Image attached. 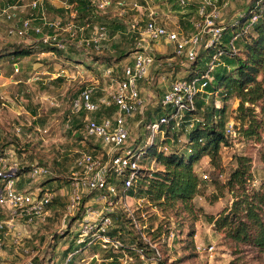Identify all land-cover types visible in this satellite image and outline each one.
<instances>
[{"label": "trees", "instance_id": "trees-1", "mask_svg": "<svg viewBox=\"0 0 264 264\" xmlns=\"http://www.w3.org/2000/svg\"><path fill=\"white\" fill-rule=\"evenodd\" d=\"M12 1L13 2L7 3V5L1 9L8 5L19 4L23 0ZM67 1L75 4L74 9L76 11L77 22L81 25H89V29H86V33H89L90 29L97 24L106 25L107 39L103 42L100 50H95L93 46L87 50H78L71 42L67 43L65 50H61L53 44L43 43L40 35L36 34L34 31L29 32L28 35L22 38L9 36L5 31L6 37L21 39V41L5 40L0 45V68L7 67L6 71H4V73L2 72L4 77H10L15 74V63L19 66L20 71V62L22 59L30 58L35 54L45 52L51 53L55 57L68 58L74 62L78 61V64L89 67V69L96 75H99V77H104L103 74L106 68H111L113 70V75L116 76L118 72H116L114 68L129 56H132L136 50V35L132 32H128L127 25L122 21L117 11L115 14L116 17L109 18L107 16L110 10L117 9V5L111 3L105 10H99L89 0ZM255 1L257 0H253L250 5L245 8L242 16L236 17L232 22V26H227L224 29V33L222 32L224 35L222 41L219 40L217 43L219 51L224 55V64H221L216 69L215 67L212 69V82H207L205 90L207 91V95H217L219 97L218 101L220 104L218 107L214 106V104L205 106L206 94H203L205 96H200L199 100L196 101L195 104L193 103V108H186L183 114L181 113L182 111L177 112L176 109H172L173 107L166 109L160 102L161 97L167 89L164 91L159 88L157 90L160 96L158 105L145 108L141 114L139 125L145 126L146 129L155 119H159L162 116L169 118L168 123L162 126V128L164 127V130L162 129L164 135L158 143H155V141L152 143H143L141 140H136L133 145L140 147L144 156H146L149 161L153 160L155 164L154 169L146 164L142 165L136 172L133 187L130 188V190H133V194L145 199L148 204L147 207L153 209V214L148 217L152 222L149 221L148 228L146 227L144 230L153 242L161 238L169 237L171 233L169 228L171 218L185 219L189 217L192 218V220L197 219V213L202 208H196L194 199L197 196L203 195L204 189L208 184L206 180L202 178L203 173L196 170V163L203 157H207L208 164L213 171L210 174L212 176L210 181L214 187L211 201L217 200L224 196V193L228 192L231 196V202L223 206L216 214L203 213L206 222L211 224L216 232L222 233L225 238L229 239L236 246L255 249L259 254L264 256V182L260 181L257 186L251 187L250 181L253 179L252 158L244 154L235 156V166L229 172L225 180H219V174H222L220 151L223 146L229 145L230 134L227 131L229 123H231L238 135L246 141L260 142L264 131V1L261 10L258 11V19L255 22H251L252 15L256 13L254 10ZM139 3H142V0ZM173 5L174 9L177 12L179 11L182 16L180 19V26L185 33H188V28L192 27V24L200 19L198 2L196 0H185V4L181 5L179 0H176ZM42 6L49 12L60 11L62 15H64L63 13H67V10L62 6L58 7L59 10L52 8L47 4L46 0L42 3ZM27 9L28 16L30 12H34V15L38 18L39 8L31 10L27 6ZM211 9L212 7L209 6L207 11H211ZM142 23L144 22L142 21ZM8 24L9 21H7V25ZM44 31L48 30L44 28ZM232 38L234 39L232 40ZM76 51L86 55L89 62H85L83 59L77 58V56L72 57L71 54L76 53ZM202 53L203 52L200 51L196 62L191 64L189 68H186V72H188L187 76L191 77L195 73L193 72L195 71L194 66L199 62ZM172 55L171 53L167 57L171 58ZM159 59L160 56L154 55L153 64ZM99 66L102 67L100 68L101 70L98 69ZM176 66L179 67L178 65ZM200 70L201 68H199V71ZM159 72V69L156 68L153 74L157 75ZM177 72L178 70L176 69L175 73ZM118 76H121V70ZM142 80L143 79L139 80V82ZM54 81L60 80L56 78ZM53 84L55 85L56 82H53ZM82 90L83 89L71 96L70 110H67L65 116L66 127L69 128L67 131L70 136H75V131L78 129L82 130L83 121L86 116L100 122L104 118H111L118 110L117 105L111 102L107 105L100 104L98 109L91 113H87L83 108L75 113L72 110L73 99L77 97ZM30 91V88H24L19 98L20 102L25 105L26 111L29 112L31 118H33L29 125V130L31 131L33 127L43 126L44 118L38 114V109L31 105ZM97 99H93L92 97V100ZM231 99H237V105L235 108H232L231 105L230 111L227 113L226 105ZM215 101L213 99L211 103ZM3 103L2 96L0 95V108L3 106ZM200 108L203 109V111H200ZM53 109L52 112L57 110V108ZM210 110L212 111L211 118H205V115L209 114ZM196 112H198L201 117L194 116ZM182 121L192 122L190 123V129L184 133H182L183 130L176 131L177 125ZM170 130H172V132ZM179 135H183L181 140L174 139ZM75 137L78 139H95L94 137L87 136L85 133L83 137L81 134ZM97 141L99 145L89 143L87 147L88 151H86V153L93 157H97V150L102 149V144L99 140ZM168 142H170L169 145L167 144ZM16 144L17 143L14 144V142L5 141V138L0 137V152L8 150L7 148L16 149L19 152L22 151L21 147H17ZM24 145L25 151L31 147L29 142H26ZM163 146L167 147V151L162 149ZM78 155L79 153L76 156ZM63 157L62 161H53L55 166L59 169V172L61 171L62 173H55V175H51L47 178L59 180L55 185L51 186L52 190L67 185L72 178V172L77 170L74 166V159L72 162L73 166L70 168V171H67L69 163H67L66 159ZM30 164L32 163L25 166L23 170L27 171ZM37 164H40V162ZM111 181L117 186L121 185V180L114 176L111 177ZM54 202H59V199L55 197L49 206L51 207ZM65 204L61 205L62 213ZM123 213L126 214L123 210H116L112 215L113 225L109 233L112 236L113 234H117V237L122 239V249L131 254V246L137 241V233L134 231L133 236H124L125 234H120L121 228H124L123 223H127L123 217ZM80 216L81 210L76 216L66 217L68 218L67 227L64 230L66 234L70 232V227ZM8 218L9 217L5 215L4 211H0V221H7ZM119 218H122V222ZM116 223L119 225L118 228H114V224ZM130 224L132 225V223ZM4 227L6 228L7 225L4 224ZM126 230L127 232H131L130 229ZM193 234L194 232L191 231L189 235L193 236ZM51 238L50 244L52 249L50 253L53 254L56 239L60 237L58 234L53 233L51 234ZM130 238L133 242L132 244H127L125 240H129ZM140 245V242H138L137 246ZM86 247V243H81L79 250L72 255L68 263L77 258L80 264H85L87 262V257H81L79 253ZM95 251L96 249L92 250L89 257L93 256ZM121 255V250L107 248L101 263L120 264L121 261L119 258ZM50 257L52 261V256ZM157 262L159 264H165L163 257ZM233 263L234 262H232V264ZM135 264L142 263L136 261ZM262 264H264V258Z\"/></svg>", "mask_w": 264, "mask_h": 264}, {"label": "rangeland", "instance_id": "rangeland-1", "mask_svg": "<svg viewBox=\"0 0 264 264\" xmlns=\"http://www.w3.org/2000/svg\"><path fill=\"white\" fill-rule=\"evenodd\" d=\"M165 1V2H164ZM245 1V0H243ZM247 1V0H246ZM253 0H248V6ZM176 0H157L156 10L160 13L162 18L160 23L167 26H178L180 24V16L176 13L174 5ZM229 3L225 8L221 9V14L216 19L219 23H229L231 20H235V15H231L235 7L231 9ZM52 8L58 9L55 5L49 4ZM236 5V4H235ZM62 6V5H61ZM166 9L164 10L163 8ZM217 7L220 8L219 4ZM48 11V10H47ZM49 12V11H48ZM52 16L66 17L67 15L60 11L49 12ZM116 10L112 9L107 14L109 18H114ZM5 28L6 23L0 18V43L5 41ZM189 32L193 31V28H188ZM224 33V32H223ZM222 33L220 41L224 36ZM234 38H232L233 40ZM202 55L199 62L196 65L195 71H204L207 67L208 62L213 56H217L215 60V69L221 64H224V55L219 53L218 47L210 50L201 48ZM154 55L155 52H154ZM72 57L83 59L85 62H89V59L82 52L76 51L71 54ZM130 57V56H129ZM125 61H130L125 59ZM125 63V62H123ZM20 71L18 77L26 80V83H21L22 88H18V84L8 81L5 83L4 88V105L0 108V137L5 138V141L17 143V147H21L22 151L16 149L7 148L14 151L15 156L19 162H21L22 169L18 180H24L25 187L32 189L39 186L44 188H52L57 181L55 178L47 179L48 177H40L37 179H30L26 170H23L29 163H38L47 165L53 172H59V169L53 163L54 160L66 159L69 163L67 171L73 166L72 162L76 155L80 152H86L89 143L99 145V142L95 139H78L75 136L84 135L81 129L75 131V136L68 134V127H66V114L67 110H70L71 96L74 93L79 92L81 89L93 88V99H97L99 96H108L111 91V80L106 77H99L89 67L78 64V61L74 62L68 58L55 57L48 52L39 53L31 56L30 58H24L20 62ZM154 64H152L146 76L142 81L138 83L139 94L142 100V106L134 113L132 117L127 118V125L129 128L127 143L135 144L136 140H141L145 143L149 141L150 131L147 127L139 125L141 114L147 107H155L159 103L160 96L158 95L157 83L154 81V85L151 79V70ZM102 67L99 66L98 69ZM186 67L182 66L177 68L178 75L182 76ZM22 74H19L21 71ZM101 70V69H100ZM99 70V71H100ZM120 68L118 73H120ZM187 73L183 75L189 79ZM154 78H155V74ZM59 76V77H58ZM56 78L60 81H54ZM103 78V79H101ZM212 72L207 75V82H212ZM148 79V80H145ZM53 82H56L54 85ZM199 84V83H198ZM24 88H30L31 92V105L38 109V114L44 118L43 126L33 127L30 131V124L33 120L29 112L26 111V107L20 102V94L24 91ZM22 90V91H21ZM142 92V93H141ZM207 91L204 89L201 93H197L193 98V103L199 100L200 96H205ZM19 94V95H17ZM214 99V103L211 101ZM217 95H207L205 106L213 105L218 107L220 102ZM234 99H231L227 103V113L230 111V107L233 104ZM161 103V102H160ZM164 106V105H163ZM212 107V106H211ZM57 108L56 111L52 112ZM164 108L170 109L172 107L165 106ZM175 109V108H172ZM203 111V109H199ZM183 110L181 113L183 114ZM205 115V118L210 119L212 111ZM194 116H200L198 112ZM191 121H185L177 125V130H183L182 133L190 129ZM164 130V127L162 128ZM172 132V130H170ZM175 131V132H176ZM235 135H230L229 145L221 148V169L222 174H219V180L223 181L227 178L229 172L235 166L234 157L240 154L247 155L252 158V173L253 178L257 180L256 186L260 181L264 182V131L262 134V140L260 142H254L244 140L241 138L236 130ZM163 132H157L155 134V143H158L162 138ZM183 135L176 136L174 139L181 140ZM29 142L31 145L30 149L24 150V144ZM170 142L167 144L169 145ZM166 144V145H167ZM99 157L102 156V149L97 150ZM201 164L199 172L206 173L207 187L204 189L202 196H197L194 202L197 207L202 209L197 213V219L186 217L182 218H171L169 223L170 235L168 238L158 239L155 243L162 255L165 264H262L264 258L263 255L259 254L257 250L236 246L229 239L225 238L220 232H216L212 225L206 222L203 213L205 214H216L223 206L230 204L231 196L228 192L224 193V196L218 198L215 201H211L214 187L211 183V172L212 168L207 163L204 165V161ZM140 165H147L150 168H155V164L146 156H142L139 161ZM23 170V171H22ZM69 174V173H68ZM44 182V183H42ZM17 185V184H16ZM250 186V185H249ZM254 187V186H251ZM122 187L118 186V194H122ZM54 191L57 194L59 202L48 207L46 213L40 217H28L18 216L13 219H7L9 225L4 229L6 234H0V241L2 247L0 248V264H23L26 261L31 260L33 264H64L65 258L71 252L79 250L80 244L76 242L78 234L79 220L76 219L70 227V232L66 234L64 232L67 227L68 218L63 216L61 205L65 204L66 191L65 186H60ZM133 190L129 189L125 194V202L129 209L134 214L140 227H147L149 221L148 217L153 214V209H150L143 197H138L132 193ZM115 201V196H112ZM122 201L117 202L115 208L117 210H124ZM0 211L5 209L0 208ZM124 214V213H123ZM7 216V213L5 212ZM8 217V216H7ZM127 223H123V229L121 228L120 234L133 236L135 229L130 224V219L124 214L123 216ZM128 218V219H127ZM122 222V218H119ZM177 221V222H176ZM155 224V222H154ZM114 228H118V223L114 224ZM112 228V227H111ZM126 229H130L131 232H127ZM145 228H143V231ZM133 231V233H132ZM193 231V236H190V232ZM56 233L60 238L56 239V244L51 252V234ZM136 233V231H135ZM114 237L117 234H113ZM122 240V239H121ZM127 244H132L133 240H125ZM96 249L95 255L91 258L89 254L92 250ZM107 249H101L99 245H87V247L79 253L81 257H87V264H102L103 255ZM52 256V261L51 257ZM49 258V259H47ZM68 264H80L77 258L69 262Z\"/></svg>", "mask_w": 264, "mask_h": 264}, {"label": "built area", "instance_id": "built-area-1", "mask_svg": "<svg viewBox=\"0 0 264 264\" xmlns=\"http://www.w3.org/2000/svg\"><path fill=\"white\" fill-rule=\"evenodd\" d=\"M44 1L31 0L28 4L31 10L40 9L37 15L38 24L33 23L36 18L34 12H30L27 17L19 18L18 4L8 5L1 9L0 16L9 21L6 33L9 36L22 38L34 31L40 35L43 43L53 44L61 50L66 49L68 42H71L78 50H87L91 46L97 51L100 50L103 42L107 39L106 25L97 24L90 29L89 33H86L89 25H81L77 22L74 3L59 0L62 7L67 10V16L60 17L50 15L42 6ZM89 1L99 10H105L111 3L117 5V14L127 25L128 32L136 35V50L132 55V63L123 65L121 76H114L111 68L105 69L103 76L111 80V91L108 96L92 100L93 88H86L73 99L72 110L75 113L82 108L87 113H91L96 111L100 104L107 105L111 102L117 105L118 110L111 118H104L100 122L88 116L84 118L82 130L87 136L100 141L103 153L101 157H93L86 152H80L76 156L74 166L77 170L72 172L71 180L65 185L67 201L63 209V216H76L81 210V216L78 219L79 235L76 239L78 244L86 243L87 245H99L101 249L121 250L120 264H135L136 261H140L142 264H159L157 261L162 258V255L156 243L143 231V228L146 227L139 226L125 202V194L134 185L136 172L141 167L139 161L144 155L140 147L127 143L129 133L127 118L132 117L142 106L138 82L146 76L149 67L153 64L152 43L164 40L172 45L173 57L178 60L181 66L189 68L196 62L201 48L210 50L217 47L224 29L227 26H232L234 20L229 23H219L215 18L220 16L221 9L234 0H219L220 8L213 0H196L199 4L200 19L192 24L193 31L189 33L168 28L167 25L158 22L156 13L151 11L148 12V19L144 23L136 18H128L126 16L128 7L137 9L142 6L137 1L132 3H127L124 0ZM142 1L148 3L150 0ZM263 1L254 2L256 13L252 15L251 22L258 19V11L261 10ZM179 2L181 5L185 4V0H179ZM209 6L212 7L211 11H207ZM243 13L241 11L237 16L240 17ZM44 28L48 31H44ZM215 60H217V56L211 58L204 71L195 72L189 79L178 77L172 79L161 97V104L171 106L177 112L188 107L193 108V98L198 92L205 89L207 75L215 67ZM194 67L196 68V65ZM14 72H19V66L16 63ZM168 121L169 118L166 116L152 121L148 126L151 135L149 141L146 142L152 143L155 134L163 132L162 126ZM227 131L230 135H235L231 123H229ZM162 149L167 151L166 146H163ZM21 169V162L17 160L14 151L8 149L0 152V208L5 209L9 219L18 216H43L57 194L51 188L41 186L32 189H27V187L17 189L16 183ZM26 173L30 179L53 175V171L49 167L37 163L30 164ZM112 176L121 180L120 186L123 189L121 195L118 194V186L111 181ZM202 178L207 179L206 173L202 174ZM256 183L255 178L250 181L251 186H255ZM112 196H115V201ZM120 201L124 203L123 211L137 233V241L131 246V254L122 249L121 238L114 237L109 233L113 225L112 215L117 210L115 205ZM4 224L9 225L10 223L9 221H0V234H6ZM138 242H140V246H137ZM74 253L71 252L67 255L64 264L68 263ZM23 264H33V262L29 260Z\"/></svg>", "mask_w": 264, "mask_h": 264}, {"label": "crops", "instance_id": "crops-1", "mask_svg": "<svg viewBox=\"0 0 264 264\" xmlns=\"http://www.w3.org/2000/svg\"><path fill=\"white\" fill-rule=\"evenodd\" d=\"M47 1V4H50L51 5H55L56 7H60L61 6V2L59 0H46ZM126 1L127 3H132V2H141V0H124ZM156 1L157 0H150L148 3H145L142 1V6L140 8H137V9H134V8H130L128 7V12L126 14V16L130 19H139V20H142L143 22L147 20V14L149 11L153 12L155 15H157L156 17V20L158 22H160L159 20H161L162 18H160V13L158 12V10H156ZM216 4H219L220 1L219 0H213ZM235 3L234 4H231V9L235 7L234 11L232 12L231 15H235L236 13V16L239 12H244L245 11V8L248 6V0L246 1H243V0H234ZM9 2H13L12 0H0V9L4 6L7 5V3ZM30 0H23L22 2H20L18 5H19V12H18V16L19 18H23V17H27L28 16V9H27V6L29 4ZM165 2V1H164ZM236 4V5H235ZM164 10L166 9L163 8ZM117 10V9H115ZM181 19V14L178 12H176ZM233 15V16H234ZM235 16V17H236ZM0 18H2V20L6 23V26H7V21L4 20V18L2 16H0ZM159 19V20H158ZM39 20L38 18H35L33 23L34 24H38ZM168 28L170 29H175V30H179V31H183V28L180 26V24L178 26H168ZM190 28H193V27H190ZM5 31H6V28H5ZM5 40L7 41H21V39H15V38H8V37H5ZM2 43H0L1 45ZM152 49H153V52H155L156 56H160V59L159 60H156V62H154V66L151 70V73H152V83H150V85H154L153 82L155 81L157 83V88H161L165 91V89H167L170 81L172 79H174L176 76H179L178 75V72H176V69L179 68L181 65H179L178 63V60L176 58L172 57H167L169 56L172 51H173V47L172 45H169L167 42H165L164 40H157V41H154L152 43ZM130 58V61H122L120 62L117 67L114 68V70L116 72H118V69L122 68L123 65L127 64V63H132V56L128 57L127 59ZM125 62V63H123ZM156 63V64H155ZM176 65H178L179 67H177ZM182 67V66H181ZM185 67V66H184ZM158 68L159 69V73L155 76L154 78V75H153V71ZM7 67H3L2 69L0 68V95L2 96V99H3V102H5V99H4V92L6 90V88H4L3 85H5V83H7L8 81H12L13 83L15 84H18V88H22V84L21 83H26V80L24 81V79H22L21 77H18V73H15L13 74L12 76L10 77H4L2 75V72L4 73V71H6ZM24 71L22 70L19 74H22ZM186 72V69L184 71V73ZM183 73V74H184ZM182 74V76H183ZM146 80V79H145ZM148 80V79H147ZM22 91V90H21ZM142 93V92H141ZM19 95V94H17ZM4 105V103H3ZM237 105V99H234V102L232 104V108H235ZM202 161H204V165H206L208 163V158L207 157H203L198 163H196V170L199 171L201 169V164L203 163ZM16 188L17 189H25V182L24 180H21L16 183ZM44 188V187H43ZM29 189V188H27Z\"/></svg>", "mask_w": 264, "mask_h": 264}]
</instances>
